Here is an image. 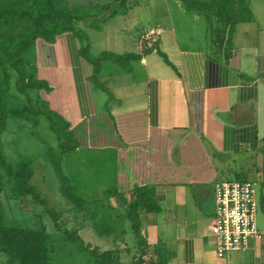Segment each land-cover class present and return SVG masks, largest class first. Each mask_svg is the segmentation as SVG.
Wrapping results in <instances>:
<instances>
[{"label":"crops","instance_id":"1","mask_svg":"<svg viewBox=\"0 0 264 264\" xmlns=\"http://www.w3.org/2000/svg\"><path fill=\"white\" fill-rule=\"evenodd\" d=\"M164 1L178 20H128V27L110 19L123 13L111 6L97 28L91 19L78 24L92 56H140L129 65L100 62L97 84L71 33L35 42L24 59L53 89L40 100L70 124L74 170L113 186L96 200L124 218L119 264H264V238L219 258L213 233L215 185L238 177L253 178L264 231V0H240L233 30L224 10L207 15ZM153 28L159 34L150 43L143 36ZM110 32L117 45L97 47L94 35ZM67 177L72 186L75 172ZM87 190L94 194L91 183ZM137 199L157 208L130 207Z\"/></svg>","mask_w":264,"mask_h":264},{"label":"trees","instance_id":"2","mask_svg":"<svg viewBox=\"0 0 264 264\" xmlns=\"http://www.w3.org/2000/svg\"><path fill=\"white\" fill-rule=\"evenodd\" d=\"M181 1L207 15L221 10L226 11L233 30L237 11H233L229 0ZM43 2L44 4L38 7L0 1V254L5 253L8 256L7 264H53L51 236L46 230L7 226L3 223L1 207L4 196L6 200H17L21 210L29 204L42 207L58 235L67 242L76 244L79 254L87 253L96 264H119V249L116 243L123 241L125 233L120 216L115 215L113 209L102 202H87L73 194L69 178L63 173L62 168L64 156L76 148L77 142L69 129V122L47 108L40 100L38 94L40 91L50 93L53 89L47 81L37 77L36 69L25 61L24 56L37 40L53 44L58 36L71 33L80 43L79 55L93 65L92 81L95 84L100 62L112 60L129 65L131 60H136L140 56L103 53L94 57L89 53V37L77 25L91 19L95 20L93 27L97 28V18L110 9V4L88 2L67 9H58L54 0ZM111 15H114V12ZM164 59L166 60L165 57ZM12 119L31 123L32 130L36 129L41 121L46 123L47 129L56 138V144L52 145L42 140L43 153L58 176L60 194L72 203L75 212L88 217L90 226L99 237L112 238L114 248L101 250L89 243L84 244L77 231L63 228L60 224L62 214L48 208L41 192L31 183L34 176L31 160L20 156L16 169L7 162L2 151L1 136L7 129L8 121ZM234 180L248 179L238 177ZM8 189L10 195L6 196ZM114 192L109 190L107 194ZM138 205L147 210L157 208L154 203L138 199L130 204V207L135 208ZM128 214L130 216L131 212ZM130 264H137V261Z\"/></svg>","mask_w":264,"mask_h":264},{"label":"rangeland","instance_id":"3","mask_svg":"<svg viewBox=\"0 0 264 264\" xmlns=\"http://www.w3.org/2000/svg\"><path fill=\"white\" fill-rule=\"evenodd\" d=\"M0 1L15 3L19 6L36 5L40 7L44 4L43 0ZM114 1L115 0H54V3L58 9H67L71 8L72 6L84 5L88 2L110 4L112 8L117 9L119 12H123L110 19L127 20L126 22L128 27L130 26L128 20H169V16H171L172 20H178L176 7H174L172 4H169L170 12L167 11V6L164 0H153L152 2H149V0H131L132 3L124 4L122 6L120 5V0H118L117 5H114L115 7H113ZM197 1L207 2L210 0ZM229 2L233 8V11L239 10L237 8L239 6L240 0H229ZM216 4L219 3L216 2ZM129 6L132 8H128ZM187 7L189 6L187 5ZM145 26L148 28L147 24ZM94 40L97 47H103L104 45L112 46V44L118 43V39L113 32L104 34L103 36L95 34ZM36 42H38L39 45L44 44V42L41 40H37ZM48 48L51 49L50 46ZM32 129L33 127L31 123L15 119L8 121L7 129L1 136L2 151L7 162L12 166L13 169H16V165L20 156L31 160L34 170V176L31 180V183L36 186V188L41 192L42 197L45 198L47 207L62 214L60 224H62L63 228L69 231H77L84 244L89 243L92 247L97 246L101 250L114 248L112 238L99 237L90 226L88 217L85 214L75 212L72 209V203L60 194L58 176L47 162V159L43 153L44 145L42 144V140H44L49 144L55 145L56 138L54 134L47 129L46 123L44 121H41L40 125L36 129ZM32 132H34V134ZM96 157L92 158V161L94 163L101 162L98 157H103L101 155L97 158ZM63 161H65L64 166L66 168L65 171L63 166V173L67 176L68 174L75 172V175L77 176L75 179L73 178V185L71 186L70 181L69 184L73 194L79 198L87 202H99V200L102 201V198L104 197L101 194V191H103L101 190L102 188H110L109 190H113V186L110 185L109 182L102 184L103 180L99 179V177L94 180L92 177L88 179L82 173L78 174L76 170H74L78 164L76 155L71 153L66 154ZM107 162L108 160L105 158L104 166ZM101 163L103 164V162ZM94 171H96L95 174L98 175L99 168H95ZM248 179L252 180L253 178ZM231 180H234V178ZM88 183L92 184V187L94 188V194L88 192ZM88 187L90 188V186ZM9 195L10 192L8 189L6 191V196ZM98 198L99 200H96ZM1 214L3 223L7 226H17L32 230H46L51 236L52 244L50 250L53 264H96L87 253L79 254L78 246L76 244L67 242L58 235L51 219L42 207L35 204H29L27 207L21 210L17 200H6L3 196ZM119 219H121V222H123L124 218L120 216ZM7 262L8 256L5 253H1L0 264H7Z\"/></svg>","mask_w":264,"mask_h":264},{"label":"built area","instance_id":"4","mask_svg":"<svg viewBox=\"0 0 264 264\" xmlns=\"http://www.w3.org/2000/svg\"><path fill=\"white\" fill-rule=\"evenodd\" d=\"M158 34L157 29H150L143 39L152 43ZM254 187L255 183L250 180H224L215 185L213 233L219 258L225 257L230 251L245 249L250 239L264 238V231L256 225Z\"/></svg>","mask_w":264,"mask_h":264}]
</instances>
